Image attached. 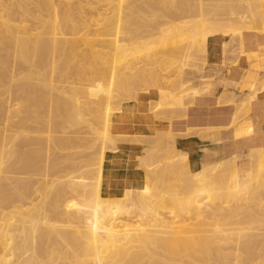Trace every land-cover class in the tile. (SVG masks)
I'll return each mask as SVG.
<instances>
[{"label": "bare ground", "instance_id": "1", "mask_svg": "<svg viewBox=\"0 0 264 264\" xmlns=\"http://www.w3.org/2000/svg\"><path fill=\"white\" fill-rule=\"evenodd\" d=\"M107 1L109 3L105 7L98 5ZM235 2L236 0H0V55L5 52L4 56L8 57L6 54L8 53L9 58L4 57V60L6 59L8 63L11 58V63H13V67L10 69L9 66H5L8 71H4L11 70L13 75L9 76L11 82L9 81V86L6 84L8 88L5 87L7 90H4L5 95L2 98L6 96L7 92L8 96L5 98L9 97L16 102L18 101L16 94L20 90L25 93V96L23 94L19 98L23 99L24 96V100H27V102L24 101L26 105H23L24 109L22 110L21 104L16 105V102L13 105L14 103L11 104L12 100L9 104V101L5 102L6 99H3L4 103H8L7 109L4 104L6 110L1 109L3 106L0 104L2 112L3 110L7 112L6 114L0 112V264H264V199H259L247 207H242L238 203L232 205L229 203L230 205L227 204V206L224 205L225 200L224 202L214 200V203L211 202L214 198L211 196L212 192L215 194L217 190L219 193V189L221 190L226 185L214 189L216 186L213 187L214 184H211L213 179L219 180L215 183L217 185L224 176L226 178V175L229 174L233 181L232 187L240 186L243 182L245 185L247 184L248 179L239 173L236 158L217 164L211 170L204 171L203 169L200 173H198L199 171L197 173L186 172L187 168L184 173L182 172L183 176H180L182 175L180 173H178L179 177L174 175L177 178L173 181L180 183L176 182L177 185H171L173 183L169 184L168 182L171 189L174 186L179 189V184L186 186V188L179 186L180 191L190 188V193H188L191 196H188L187 193H185L187 196L184 193L181 194L183 191L178 193V195L185 196L182 199L189 197L187 200L184 199L186 202L181 200L182 203H185L183 206L187 205L189 209L186 208L184 211L183 208H179L177 203L175 206L178 205V207L175 208H178V211L180 209L179 212L183 213L186 210L187 213L192 212L194 219H188V216H185L187 219L181 216L183 217L181 219L178 215L179 212L176 213L175 209L171 207L174 205L171 202L168 203L169 195L167 198L164 189L163 191L159 189L161 187L159 184H157L159 187L153 184L154 189H150L146 184L140 188H136L132 184L116 198L107 197L102 190V171L106 153L108 150L115 149L116 139L119 136L113 133V116L116 112L121 111L122 102L115 106H106L107 101L105 102L103 96L100 97L98 89H104V95L108 97H111V92L116 91L118 94L128 96L131 100L137 99L139 86L140 89L142 86L146 87L147 91L153 87L156 89L160 87L158 89L159 104L168 107L176 106V110L186 109L187 103L184 106L185 100L182 101L180 99L182 96L180 94L177 96V91L175 92L176 85L173 87L174 90L170 89V92L173 90L175 95L172 92L169 96L167 90L172 87H167L168 89L165 90L163 89L166 87L165 84L162 88L158 84L163 75H159V67L155 65V61L157 64L158 60H155V57L159 56L158 58L162 59L167 55L172 58L182 56L186 66L190 63L193 64L195 60L201 61L204 66L207 65V60L210 58L209 44L213 39L226 36L229 32H239L238 30L242 28L258 30L255 27L257 22L261 23L259 28L262 25L259 30L264 31V0L255 3L246 0L245 5L243 0H241V4L239 1ZM170 6L174 7L170 8ZM254 7L258 8V11L250 16L248 10ZM183 14L198 16L197 18L201 20H199L201 28L198 27L199 23L197 26L195 23L192 26L194 28L186 25L182 27L180 23H182ZM239 14L247 16L244 17L245 19L243 18V23L238 21ZM186 17L188 18V16ZM170 18H172V25L169 21ZM191 23H193L192 19ZM187 29L188 32L185 33ZM248 34L250 33L241 32L232 35V37H239L240 40H243ZM157 40H161L160 46L156 47L158 49L144 51L143 46L150 42L157 44ZM106 42L110 43L109 50L108 47H105ZM124 42L135 47L129 48L133 53L127 50L131 54L127 56L126 62L121 60L125 56L121 55L122 49L120 48L124 46L121 45ZM105 48L108 52H104ZM153 57L155 61H152ZM165 60L167 61L166 57ZM82 61L84 64L79 63ZM71 62L76 63L78 69ZM85 63H87L86 66ZM159 66L162 67V65ZM178 66L176 65V67ZM73 67L81 71L77 73L75 70L76 76L74 77L71 75L73 72L71 71L70 74L68 71L70 76L67 75L68 78L64 76L66 78L63 79L61 76L62 80H59V75L63 72H60L61 70H66L65 73H68V68L72 69ZM198 67H200L199 64ZM0 71L3 80L6 75H10V73H4L1 67ZM25 72L27 76H24ZM54 74L58 75L59 79L57 77L56 79ZM20 75H23L22 78L19 77ZM44 75H50L47 76L48 80ZM2 76L0 77L2 78ZM41 76L45 78L43 80L48 81L49 88L47 86L44 87H47L48 90L38 88V90H42L38 95L42 93L40 96L42 97L45 95H43V91H46L48 100L45 99L46 96L43 97L44 99L39 97L40 100L35 96V91L39 87L36 83L38 80L35 83L29 82ZM21 79L28 80L31 85H27L28 87L24 85L22 88ZM172 79L170 78L173 83ZM43 80V85H46V81L44 84ZM140 82H144L146 86L140 85ZM42 83H40L41 86ZM3 84L5 86L3 82L2 88ZM157 85H159L158 88ZM170 85L172 86V84ZM85 87L95 88L98 92L91 93L84 89ZM180 87H183L182 81H180ZM146 90L144 89L145 92H147ZM54 91H59L61 95L63 93V97L65 95V99L60 98L63 99L61 101L63 103L66 101L65 106H72L70 104L74 103L75 112H68L66 110L68 107L65 108V111L74 114L77 118L80 116L79 108L84 103L91 108V113L98 114L95 120L92 119L93 117L91 118L93 121L87 127L90 129V133L78 131L79 134H77L78 132L60 129L62 121L59 119L60 123L57 124L58 116L55 114L57 107L63 103L57 101L58 103H56L60 104H55L56 111H52L53 105L50 106V102L54 104V95H58V92L53 94ZM254 95L255 93L252 96L254 97ZM79 98H83V105ZM183 98H185L184 95ZM12 105L14 108L11 107ZM15 106L20 109L14 110ZM33 106L37 112L39 110L40 118L42 117L40 114L45 117L43 119L45 122L41 118L44 127H41L43 126L41 124L40 127L36 125L38 116H36L38 118L34 116L37 121L31 118L33 115L30 117V114H34L31 113L34 111ZM61 106L60 108H62ZM60 108L58 109L61 110ZM87 111L83 113L85 114ZM20 112L21 115H25L23 119L18 116ZM62 112L61 114H67V112ZM58 114L60 113L58 112ZM172 116L170 114L166 117L168 119ZM17 117L19 120L15 121L14 119ZM60 117H65V119L68 117L64 121L70 123L67 121L70 120L71 115L70 117L64 115ZM72 121L77 120L73 119ZM61 127L63 128V125ZM21 129L26 131L25 135L22 133L24 136H21ZM92 131H94V136H92ZM90 135L97 138L98 142L95 145L96 141L94 142L95 139L92 138L93 143H89L91 145L88 144V147H93L95 151L88 155L83 146L87 140L90 141L85 136L89 137ZM120 136L127 137V135ZM174 136V134L169 136L173 145L175 144L173 143ZM78 139H85V142L82 143L83 146H81L82 144L77 145ZM41 145L42 147L37 148ZM163 151L165 152V149ZM148 152H144V154L147 155ZM175 155L181 160L179 161L177 156L172 155V161L174 157L177 159V162L173 161L176 166L178 161L180 164L185 162L182 159L185 156ZM169 157L171 158V156ZM166 158L168 160V157ZM142 159L143 165H145L147 163L144 164L145 157ZM251 160L254 167L259 166L260 169L255 168L261 170L264 166V149L255 151ZM169 164L172 165V163ZM251 164L250 168L253 166ZM153 169L155 172V168ZM163 170L161 173L164 174ZM149 172L151 170L147 172V175ZM257 173H259L258 170ZM151 175L153 177L155 174ZM158 175H155L157 180L159 179ZM151 179L153 181L154 178ZM163 181L165 180L161 179L162 183H164ZM220 183L223 184V181ZM218 185L217 187H219ZM165 186L162 187L169 189L168 186ZM231 188L229 189L231 190ZM224 189L229 190L226 187ZM244 189L240 194L239 191L236 192L238 197L246 192ZM185 190L184 192H186ZM227 190L223 194H228L230 198L232 194L235 196L234 193L230 195V191L226 194ZM171 194L173 196L174 192ZM175 194L177 195V193ZM171 198L173 199L174 196ZM166 205H170L171 210ZM248 208H253L256 212L251 209L253 212L249 211L248 214V210L245 212ZM252 213H256L255 216L248 217L250 214L254 215ZM210 218L212 221L214 219H218V221L232 220L231 218L234 221L236 219L232 222L233 225L224 223L227 226L222 225L223 223L220 224V221L219 224L216 222V225H213L214 222L212 224L204 223V220ZM199 219H202L200 221L203 222H198ZM205 232L211 234L203 236L202 233ZM86 260L90 261L86 262Z\"/></svg>", "mask_w": 264, "mask_h": 264}, {"label": "crops", "instance_id": "2", "mask_svg": "<svg viewBox=\"0 0 264 264\" xmlns=\"http://www.w3.org/2000/svg\"><path fill=\"white\" fill-rule=\"evenodd\" d=\"M228 38L210 41V58L202 73L189 80L181 78L183 87H189L185 92L195 95L187 102L180 94L184 106L187 103L185 113L182 109L160 111L165 106L159 105L154 88L124 102L115 113L113 133L119 136L115 149L106 153L102 171L107 197L120 196L132 184L136 188L144 185V152L156 146L157 139H170V134L175 135L171 152L185 156L187 172L208 171L236 158L239 173L249 176L253 153L264 149V44L245 37ZM170 114L174 117L168 120Z\"/></svg>", "mask_w": 264, "mask_h": 264}, {"label": "rangeland", "instance_id": "3", "mask_svg": "<svg viewBox=\"0 0 264 264\" xmlns=\"http://www.w3.org/2000/svg\"><path fill=\"white\" fill-rule=\"evenodd\" d=\"M239 1V3L241 4L242 2H241V0H236V2L235 3H237ZM246 0H243V4L245 5V2ZM252 2H258L259 0H251ZM233 2V1H232ZM109 2L107 1V2H101V3H99L98 5H102L103 7H105V5L106 4H108ZM98 5H95V6H98ZM231 5H232V3H231ZM231 5H229V6H231ZM233 5H234V3H233ZM171 7H174V6H170V8ZM167 8H169V7H167ZM251 10H252V12H251ZM251 10H248L249 12H248V14L251 16L252 14H256V12L258 11V8H256V7H254L253 9H251ZM256 10V11H255ZM246 12H247V10H246ZM246 14V13H245ZM247 14V15H248ZM186 16H188V18L186 17ZM190 16V17H189ZM191 16H193V15H191V14H183V19H182V23H180L181 24V26L183 27H185V25L187 26V27H192V26H194L195 25V23H196V25L195 26H197V24L199 23V18H197L196 16H193L194 17V19H193V17L191 18ZM238 16H240V14L238 15ZM246 16V15H245ZM245 16H240L239 18H238V21H240V23H243V18L245 17ZM212 17V16H211ZM211 17H208V18H211ZM247 17V16H246ZM245 17V18H246ZM188 20H187V19ZM241 18V20H239ZM244 18V19H245ZM171 19V20H170ZM169 19V21H170V24L172 25V23H171V21H172V18H170ZM186 19V20H185ZM190 19V20H189ZM191 19H192V22L193 23H191ZM196 19H197V21H196ZM207 20V19H206ZM166 22H167V20H165ZM186 21V22H185ZM188 21V22H187ZM189 21H190V23H189ZM201 21V20H200ZM186 23H188V24H186ZM259 22H257V24H255L254 26L258 29V30H255V29H252V30H248V29H245V28H242L241 30H238L239 32H237V31H234L233 33L231 32H229V33H227L226 34V36H223L225 39H228V40H230V38H228L229 36H232V35H235V34H239V33H241V32H248V33H250V34H248V35H246L245 36V38H248L250 41H256V42H258V43H263L264 44V31H260L259 29H261L262 27V25L260 26V28H259V25L261 24V23H259ZM179 24V25H180ZM200 23L198 24V27H199V29L201 28L200 26ZM170 26V25H169ZM197 27V28H198ZM172 28H173V26H172ZM192 28H194V27H192ZM171 29V28H170ZM172 30V29H171ZM243 30V31H242ZM241 31V32H240ZM188 32V29L185 31V33H187ZM237 32V33H236ZM256 33H257V35H256ZM262 33V34H261ZM175 34H177V33H175ZM173 35V34H172ZM160 42H161V40H157V44H156V42L155 43H153V42H150V44H151V46H150V44H148V45H145V46H143V48H144V51L145 50H148V49H150V51H153V49H155L156 47H159L160 46ZM131 43V42H130ZM106 45H105V47L107 48L108 47V50H109V46H110V43L109 42H106L105 43ZM129 43H121V45H124V46H121L120 48L122 49V53H121V55H125L121 60L122 61H124V62H126L127 61V56L129 55V54H131V53H133L132 52V50H130L129 48H132L130 45H128ZM128 45V46H127ZM159 45V46H158ZM127 46V47H126ZM130 46V47H129ZM153 46V47H152ZM172 46H174L175 47V45H172ZM172 46H169V47H171V48H173ZM106 48L104 49V52H108V50H106ZM119 48V49H120ZM123 48H124V50H123ZM127 48V49H126ZM133 48H135V47H133ZM171 48H168L169 50L171 49ZM156 49H158V48H156ZM127 50H129V51H131V53H128L129 51H127ZM138 51V50H137ZM110 52V51H109ZM7 54V56L8 57H5L4 55H5V52H2L1 53V55H0V67L2 68V71L5 73L6 71H8V70H6V68H5V66H9V69L11 68V67H13V63H11L12 61H11V58L9 59V62L7 63L6 62V59L7 58H9V54L8 53H6ZM144 55V54H143ZM158 55H160V54H158ZM161 56V55H160ZM168 56V55H167ZM167 56H165L166 57V59H167V61L165 60V57H163L162 59H160V58H158V57H155V60L157 59L158 61H157V64H159V65H162V67L161 66H159V65H157L156 64V61L154 60V57H153V60L152 61H155V65L156 66H158L159 68V75L161 76V75H163V76H161V78L163 79L164 78V76H165V78L162 80V79H160L161 81L158 83L160 86H161V88L163 87V85L165 84V86L166 87H164L163 89H165V90H167L168 88L167 87H172V88H169V90H167L168 91V95L170 96L171 95V93L173 94V95H175L174 93L176 92L177 93V96H178V94H181V95H184L185 96V99L187 100V102H189L190 100H192V99H194V91H186L185 92V90H188L189 89V87H183V88H181L180 87V81L181 80H179L180 79V77L181 78H185V79H193V78H196L195 76H196V74L198 73V74H200V73H202L203 71H204V69L206 68V66L207 65H204L203 66V63L201 62V61H197V60H195L194 62H193V64L192 63H190L189 65H187V66H190V67H187L186 65H184V60L185 59H183V58H181L182 56H180V58H178V56L177 57H175V58H172V57H167ZM4 57L6 58L5 60H4ZM178 58V59H177ZM159 59H160V61H159ZM176 59V60H175ZM163 60V61H162ZM175 60V61H174ZM5 61V62H4ZM162 61V62H161ZM165 61V62H164ZM76 62V61H75ZM160 62V63H159ZM177 64H176V63ZM197 62H199L198 64H199V66L200 67H198V64L197 65H195ZM72 63V62H71ZM70 63V64H71ZM79 63H82V64H84L83 63V61L82 62H79ZM154 63V62H153ZM172 63V64H171ZM201 63V64H200ZM72 64H75V68L76 69H78L77 67H76V63H72ZM71 64V65H72ZM168 64H171V65H168ZM174 64H175V67H174ZM178 64H180V66H178ZM4 65V66H3ZM87 65V63H85V66ZM176 65L178 66V67H176ZM193 65V66H192ZM72 66H74V65H72ZM71 66V67H72ZM155 66V67H156ZM203 68H202V67ZM4 67V68H3ZM70 67V66H69ZM161 67V68H160ZM180 67V68H179ZM193 67V68H192ZM195 67V68H194ZM169 68V69H168ZM171 68V69H170ZM177 70H176V69ZM201 68V69H200ZM73 69H74V67L72 68V69H70V68H68V70H67V72L68 71H70V74L73 72V74H71L72 75V77H74V76H76L75 75V70L76 69H74V71H73ZM167 69H168V71H167ZM175 69V70H174ZM180 69H182V70H180ZM4 70H6V71H4ZM64 73H63V72ZM72 71V72H71ZM77 71V73L79 72V71H81V70H76ZM161 71V72H160ZM1 72V71H0ZM21 72V71H20ZM60 72H62V73H60V75H59V78H58V75H55V74H57V73H55L54 74V77L56 78H58L59 80H62L63 78H68V76H70V75H68L69 74V72L68 73H65L66 72V70H61ZM166 72V73H165ZM171 72V74H169V73ZM177 72V73H176ZM7 74H9L10 73V75H6V74H3L4 76L6 75L7 77H9V76H11V75H13V74H11V73H13L11 70H9V72H6ZM24 73V72H23ZM22 73V74H23ZM76 73V74H77ZM163 73V74H162ZM20 74V73H19ZM19 74H17V75H19ZM28 74V73H27ZM58 74H59V71H58ZM64 74V75H63ZM176 74V75H175ZM178 74H180V75H178ZM16 75V74H15ZM68 75V76H67ZM0 76H2V73H1V75ZM5 76V80H6V77ZM23 76V75H22ZM22 76L20 75L19 77H21L22 78ZM24 76H27L26 75V72H25V74H24ZM47 76H50V75H47ZM47 76H45L44 75V77H47ZM61 76H62V79H61ZM64 76H66V77H64ZM172 76H173V79H172ZM43 76H41V77H39V78H35L34 80H30L29 82H33V83H35L37 80V85L39 86V87H37V91H35V96L39 99V97L41 96V94L42 93H40V95H38V93L40 92V91H42L43 89L44 90H48L47 89V83H48V81H46V80H43V79H45V78H42ZM177 77V78H176ZM16 78H18V76H16ZM48 78L49 77H47V80H48ZM56 78V79H57ZM70 78V77H69ZM170 78L172 79V80H174L173 81V83H174V86H173V83H172V81L170 80ZM4 78H3V76H2V78L0 77V90L2 91H0V104L3 106V107H1V109H5L4 108V104L6 105V109H7V104L6 103H4L3 102V99H6L5 97L6 96H8V93L6 92V96L5 97H3L2 98V96H4L5 94V91L4 90H7V88H8V86H9V84H10V77H9V79H7L6 81L5 80H3ZM167 79V80H166ZM26 79H21V82L20 83H22L23 85H21V87L23 88L24 87V85L26 86V87H28L27 85H31V84H29L28 83V80H26ZM42 80H43V82L44 81H46V85H43V83H42ZM166 80V81H165ZM10 81V82H9ZM193 81V80H192ZM191 81V82H192ZM4 82L5 83V86H4V84H3V88L1 87V85H2V83ZM39 82V83H38ZM163 82V83H162ZM171 82V83H170ZM178 82H179V86H178ZM9 83V84H8ZM26 83H28V84H26ZM40 83H42V86H41V84ZM168 83H170V84H172V86L170 85V84H168ZM176 83V84H175ZM8 86H7V85ZM44 84H45V82H44ZM85 84H88V83H85ZM144 84V82L142 83V82H140V85H143ZM145 85V84H144ZM159 85H157V88L159 87ZM175 85H176V87H175ZM44 86H47V87H44ZM146 86V85H145ZM178 86V87H177ZM5 87H7V88H5ZM44 87V88H43ZM173 87H175V92L173 91L174 90V88ZM179 87H180V89H179ZM5 88V89H4ZM38 88H41L42 90H38ZM49 88V87H48ZM154 89H156V87H153ZM152 88V89H153ZM160 88V87H159ZM158 88V89H159ZM176 88H178V89H176ZM3 89V90H2ZM84 89H87V90H89V92H91V93H97L98 92V90H99V95H101L100 97H104L105 99V102L107 101V104H106V106H115L116 104H120L121 102V106H122V104L124 103V102H126V101H129L130 100V98L128 97V96H125L124 94L122 95V94H118L116 91H113V92H111V97H108L107 95H104V89H102V88H99L98 90H96L95 88H88V87H85ZM144 89L146 90L147 88L146 87H143L142 86V89H140V86H139V90H138V93L137 94H139L140 92H144ZM170 89H173L171 92H170ZM22 90V89H21ZM142 90V91H141ZM147 91V90H146ZM4 92V93H3ZM55 92H58V97L56 96V95H54V98H53V100H54V104L53 103H51L50 102V106H52L51 108H52V111L54 110V111H56L57 110V113L55 114V116H58V118H56V119H58L57 121V124L58 123H60L59 122V119L62 121V122H65L66 123V121H64V119H65V117L63 118V117H60V116H69L70 117V115H71V118H72V120L73 119H76L77 121L79 120H81L80 122L78 121H72L71 120V118H70V120L69 121H67V122H70V123H66V124H64V123H60V124H62L63 125V128L61 127L62 125H60V129H62V130H64V131H74V132H80V133H90V129H88L87 127L89 126V124H91L90 122H92L93 120H95V118L98 116V114L96 115V113H91V108H89L88 106H86V104L84 103V105H83V102H84V100H83V98H79V99H81V100H79L81 103H82V105L83 106H81V108H84V109H81V108H79V112H80V116L77 118V116H75L74 114L72 115V113H68L69 111H71V112H75V110H74V103H72V104H70V105H72V106H65L66 105V101L63 103V102H61L62 100L60 99V98H64L65 97V95H64V97L62 96L63 95V93H62V95L61 94H59V91H54V93L53 94H57V93H55ZM17 93V92H16ZM15 93V94H16ZM48 92H44L43 91V95L44 96H42V97H40V99H42L43 97H45V99L46 100H48L47 98H48V95H46ZM72 93V92H71ZM70 93V94H71ZM24 94V96H25V93H23L22 91H18V93L16 94V96H17V98H18V101H16L17 102V104H16V102L15 101H13V99H10L9 97H7L8 99H6L5 100V102L6 101H9V104H10V100H12V103L11 104H13V105H19V104H21V110L22 109H24L23 108V105L25 104L26 105V102H27V100H24V96L22 97L23 99H21V98H19V97H21V95H23ZM118 94V95H117ZM159 94V93H158ZM186 94V95H185ZM20 95V96H19ZM60 95V96H59ZM172 95V96H173ZM56 96V97H55ZM188 96V97H187ZM2 99V100H1ZM39 99V100H40ZM44 99V98H43ZM65 99V98H64ZM83 100V101H82ZM24 101H26V102H24ZM61 102V103H63V104H61V105H63V106H65V107H63V106H61V105H59V104H57L58 102ZM70 101H72L71 99H70ZM57 102V103H56ZM59 105V107H57V109H56V105ZM13 105L11 106V107H13ZM159 105H161V104H159ZM60 106L63 108V110H62V108H60ZM165 106V105H164ZM16 107V106H15ZM34 107V106H33ZM55 107V108H54ZM66 107H68V108H71L72 110H70V109H68V108H66ZM85 107H86V109H85ZM174 107V108H173ZM14 108V107H13ZM13 108H11V109H13ZM32 108V107H31ZM58 108H60L61 110H59ZM65 108H66V110H68V112L67 111H65ZM176 106H173V105H171L170 107H168V106H165V108L163 109V110H160V111H172V110H176ZM0 109V112H2V110ZM5 109V110H6ZM16 109H20L18 106L14 109V110H16ZM56 109V110H55ZM168 109V110H167ZM33 110L35 111H32L31 113H34V114H30V117L32 118V119H35V117L36 116H38L39 117V110H38V112L36 111V109H35V107L33 108ZM59 110V111H58ZM80 110H84V111H80ZM88 110V111H87ZM91 110V111H90ZM159 110V109H158ZM9 111V110H8ZM62 111H64V112H67V114L66 113H64V114H61V113H63ZM87 111V113H83V112H86ZM5 111L3 110V112L2 113H4ZM24 112V111H23ZM37 112V113H36ZM58 112L60 113V114H58ZM7 112H5L4 114H6ZM83 113V114H82ZM22 113L20 112L19 114H18V116H20V118H22L23 119V117L25 116V115H21ZM38 114V115H37ZM66 114V115H65ZM70 114V115H69ZM0 115H1V113H0ZM60 115V116H59ZM82 115V116H81ZM94 115V116H93ZM22 116V117H21ZM35 116V117H34ZM40 116H42L41 118H42V120L45 118L43 115H41L40 114ZM83 116H85V117H83ZM34 117V118H33ZM38 117H36V118H38ZM60 117V118H59ZM81 117H82V119H81ZM93 117V118H92ZM40 118V117H39ZM39 118H38V121H37V119H35V121H37V122H35L36 123V125H39V127H40V124L41 125H43V126H41V127H44V123H43V121L45 122V120H43V121H41V118H40V120H39ZM62 118V119H61ZM93 120H92V119ZM16 119H18V117L17 118H15L14 120L16 121ZM22 119H21V121H22ZM68 119V117L65 119V120H67ZM19 120V119H18ZM85 120V121H84ZM89 120V121H88ZM39 122V123H38ZM73 122H75V123H73ZM56 124V126H58ZM67 124H68V126H67ZM35 125V124H34ZM67 126V127H65V126ZM74 127H73V126ZM82 126H84V127H82ZM1 127V126H0ZM71 127H72V129H71ZM95 127V126H94ZM59 128V127H58ZM70 128V129H69ZM86 128V129H85ZM66 129H68V130H66ZM22 130V129H21ZM88 130V131H87ZM86 131V132H85ZM26 133V131H23L22 130V132H21V136L23 135L22 133ZM79 132L77 133V134H79ZM93 132V134H92V136H94L95 134H94V131H92ZM25 133H24V135H25ZM86 134V135H87ZM23 135V136H24ZM60 135V134H59ZM80 136V135H79ZM86 137V139H89L90 141H88L87 140V142H85L84 140L85 139H78V141L79 142H77V145H80V144H82L83 142H85V145L83 146V144L81 145V146H83L84 148H86L85 149V151L86 152H88V155H90V153L91 152H93V151H95L94 149H93V147H91V148H89L88 147V144L89 143H93V141L95 142V145L97 144V142H98V140H97V138H93V137H91V135L89 136V137H87V136H85ZM95 139V140H93V139ZM93 140V141H92ZM171 139H166V138H159L158 140H157V144H156V146H154L153 148H151L149 151L150 152H148V154L146 155L147 157H145V162H144V167H145V170L148 172V171H150L151 170V172H149V174L147 175V182L145 183L147 186L149 185V187H150V189L152 188V189H154V187H152V185L153 184H155V185H157V184H159L161 187H159L158 185V187H159V189H162L161 191H163V189H164V191H165V193H167V195H166V197L168 196L170 199H168L167 201H168V203L169 202H171L174 206H171L173 209H175V211H176V213H178L179 211H180V209H179V211H178V208H175V207H178V205H179V208H183L184 209V211H185V209L187 208V209H189L188 207H187V205H186V207L185 206H183V203L184 202H186V201H184V199H182L183 197H185L184 195H186L185 193H187L188 194V196L190 195L189 193H190V188L188 189V190H185V188H186V186L183 184V185H181V184H179V186L181 187V186H185V188L183 189V188H181V189H183L182 191H180V187L178 186V188L179 189H177V187H175L174 186V188H172L171 189V185H177V183H180V182H175V181H173V180H175L177 177H179V175L180 174H182V175H180V176H183V173H184V171L187 169V163H185L186 162V159L185 158H182V159H184L185 160V162H184V160H183V162L184 163H182V164H180L179 163V161H181V160H179V157L177 156V155H175L174 153L172 154V155H174V156H177L178 157V163H179V165H178V163H177V166H176V164L175 163H173V161L175 162H177V159H175L176 157H174V160L172 161V155H171V142H172V140L170 141ZM80 141H82V142H80ZM166 141H169V142H166ZM161 143V144H160ZM87 144V145H86ZM160 144V145H159ZM167 144V145H166ZM170 144V145H169ZM89 145H91V144H89ZM86 146V147H85ZM169 146V147H168ZM38 147H42V145L41 146H37V148ZM80 147V146H79ZM164 147V148H163ZM87 148H89V149H87ZM95 148V147H94ZM160 148V149H159ZM159 149V150H158ZM163 149H165V152L163 151ZM154 150V151H153ZM156 150V151H155ZM85 152V153H86ZM154 152H155V154H154ZM157 153V154H156ZM159 153H160V156H158L159 155ZM163 153H164V155H163ZM166 153H168V154H166ZM166 155V156H165ZM151 156V157H150ZM158 156V157H157ZM169 156H171V158L169 157ZM148 157H149V159H148ZM153 157V158H152ZM162 158V159H159V158ZM166 157H168V160H167V158ZM151 158V159H150ZM157 158V159H156ZM170 158V159H169ZM154 159V160H153ZM149 160V161H148ZM159 160V161H158ZM167 160V161H166ZM166 161V162H165ZM168 161H170V162H168ZM159 162V163H158ZM168 162V163H167ZM169 163H172V165L171 164H169ZM151 164V165H150ZM163 164H165V166H163ZM168 164V165H167ZM158 165H162L161 167L160 166H158ZM167 165V166H166ZM174 165H175V167H174ZM181 165V166H180ZM186 165V166H185ZM258 165V164H257ZM149 166H151L150 168H149ZM157 166V167H156ZM179 166V167H178ZM254 166V165H253ZM263 166V165H262ZM186 167V168H185ZM255 167H257V168H259L260 169V167L259 166H255ZM255 167H253L252 168V172H250V174H249V176L247 177V184L245 185V182H243L240 186H236V187H232L233 186V181H232V178H231V175H226V178H225V176L224 175H222V176H224V180L222 179V181H223V184L222 183H220V182H222V181H220L217 185L219 186V187H217V185H215V183L216 182H218L219 180H217V178H215V179H213L214 181H210L211 182V184L213 185V187L214 186H216V187H214V189H216V188H222L225 184V186L222 188V189H224L225 187L226 188H231V190L229 189V190H227V189H224V191L225 190H227L226 191V194L229 192V194L231 195V193H234L235 194V196L232 194L231 195V198H230V196L227 194V195H225V193L223 194V192L222 193H220V191H222V189L220 190L219 189V193L217 192V190L215 191V194L212 192V194H211V196L212 197H214V198H212V200H211V202L214 200V201H216V202H220V201H222V202H224V200H225V204L224 205H227V204H229V203H231V205L232 204H240L242 207H247V205L248 206H250V205H252V204H254V202H256V201H258L259 199H264V170H262V169H264L263 167H262V169L261 170H259V169H257V168H255ZM153 168H155V172L153 171L154 169ZM158 168H161V169H158ZM178 170H177V169ZM179 168H180V170H179ZM181 168H182V170H181ZM162 169H164L163 170V172H165L164 174L163 173H161L162 171ZM168 169V170H167ZM174 169V170H173ZM157 170H158V173H156L157 172ZM177 170V171H176ZM257 170H258V172L259 173H257ZM175 172H177V173H175ZM183 172V173H182ZM186 172H187V170H186ZM185 172V173H186ZM160 173H161V175H160ZM170 173V174H169ZM178 173H180V174H178ZM151 174H155L156 176H157V174H159L158 175V177H159V179L157 180V178H155L156 176L154 175L153 177H152V175ZM163 174V175H162ZM252 174V175H251ZM165 175V176H164ZM174 175H178L176 178H175V176ZM255 177H254V176ZM257 175V176H256ZM151 177V178H154L155 180H157V181H155L154 179H153V181H152V179L151 178H149V177ZM170 176H171V178H170ZM230 176V177H229ZM217 177V176H216ZM229 177V178H228ZM167 178V179H166ZM181 178V177H180ZM150 179H151V181H150ZM161 179L163 180H165V181H163L165 184H167V186H168V188L169 189H165V188H163L162 186L164 185L165 186V184L164 183H162L161 182ZM226 179V180H225ZM229 179H231V180H229ZM251 179H252V181H251ZM154 181H155V183H154ZM170 181H172V182H170ZM229 181V182H228ZM250 181V182H249ZM151 182V183H150ZM153 182V183H152ZM159 182V183H158ZM167 182V183H166ZM168 182H169V184L170 183H173V184H171L170 185V187H169V184H168ZM209 182V181H208ZM214 182V183H213ZM260 182V183H259ZM150 183V184H149ZM228 183H231L230 185L228 184ZM161 184H163V185H161ZM208 184H210V183H208ZM220 184H221V186H220ZM227 185H229V186H227ZM249 185V186H248ZM167 186H165V187H167ZM213 187H212V189H213ZM238 187H241L240 189L238 188ZM246 189V192H243L242 194H241V196L239 195V197L237 196L238 194V191H239V194L243 191V189L244 188ZM250 187V188H249ZM248 188V189H247ZM172 190L171 192H174V201H173V199L171 198V197H173L172 196V194H171V192L169 191V190ZM214 189H213V191H214ZM234 189V190H233ZM245 189H244V191H245ZM184 190L186 191V192H184ZM235 190H237V191H235ZM242 190V191H241ZM167 191V192H166ZM233 191H235V192H233ZM182 192V193H181ZM189 192V193H188ZM237 192V193H236ZM170 193V194H169ZM175 193H177V195H178V193H181V194H183L184 193V195H181V194H179V195H181L180 197H179V195L177 196ZM218 195H217V194ZM217 195V196H216ZM171 196V197H170ZM187 196V195H186ZM191 196V195H190ZM216 196V197H215ZM219 196H220V200H219ZM222 196V197H221ZM223 196H225V198H223ZM247 196V197H246ZM167 197V198H168ZM218 197V198H217ZM244 197V198H243ZM187 198V197H186ZM189 198V197H188ZM187 198V199H188ZM222 198H223V200H222ZM179 199V200H178ZM187 199H185V200H187ZM181 200H183L184 202L182 203V201ZM226 200H227V203H226ZM214 201H213V203H214ZM174 202V203H173ZM215 202V203H216ZM170 203V204H171ZM176 203L178 204L177 206H175L176 205ZM185 204V203H184ZM230 205V204H229ZM167 206V205H166ZM228 206V205H227ZM170 207V205L169 206H167V208L168 209H170L171 208ZM185 207V208H184ZM165 208V207H164ZM166 208V210L167 211H169L168 209ZM242 209H244V208H242ZM241 209V210H242ZM251 209H253V208H251ZM251 209H246L245 210V212L247 211V213L249 214V211H250V213L251 212H253V210H254V212H256L255 211V209H253L252 211H251ZM171 210V209H170ZM178 211V212H177ZM183 211V210H182ZM240 211V210H239ZM180 213V214H179ZM178 213V215H180V217L181 216H183V217H185V216H188V219L189 218H193L192 216H193V213L192 212H188L187 213V210H186V215H185V213H183V212H179ZM241 213V212H240ZM245 214V213H244ZM252 214H254V213H252ZM256 214V213H255ZM255 214L254 215H248V217L249 216H255ZM246 215V214H245ZM176 216H177V214H176ZM180 217H178L179 218V220H180ZM183 217H181V219L183 218ZM186 219H187V217H185ZM194 219V218H193ZM193 219H191V221L193 222ZM232 220H233V218H231ZM236 219V218H235ZM235 219H234V221H235ZM200 220H202V219H199V221L198 222H200V223H202L203 221H200ZM208 220V221H207ZM206 221L204 220V223H209V224H212L213 222V225H216L217 223L219 224V221H218V219H214L213 221H212V218H210V219H207ZM216 220V221H215ZM232 220H229V219H227V220H221L220 221V224H222V225H226V224H229V225H233L232 224V222H234V221H232ZM190 221V222H191ZM195 221V220H194ZM229 223H228V222ZM237 221V220H236ZM217 222V223H216ZM216 223V224H215ZM224 223H226V224H224ZM227 226V225H226ZM225 226V227H226ZM212 229H213V227H212ZM207 234H211V233H202V235L203 236H206ZM208 235V236H209ZM225 245H229V244H225ZM230 246V245H229ZM90 260H86V262H89ZM85 262V263H86ZM91 263V262H90ZM89 264V263H88Z\"/></svg>", "mask_w": 264, "mask_h": 264}]
</instances>
